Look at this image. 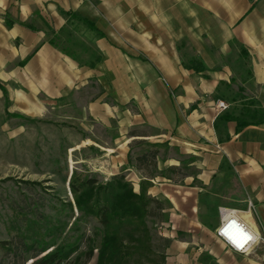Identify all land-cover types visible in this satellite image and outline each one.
<instances>
[{"label":"crops","instance_id":"0c3cea01","mask_svg":"<svg viewBox=\"0 0 264 264\" xmlns=\"http://www.w3.org/2000/svg\"><path fill=\"white\" fill-rule=\"evenodd\" d=\"M55 36H77L85 58ZM56 105L104 156L95 174L163 203L164 264H264L263 245L237 253L215 236L221 208L264 233V0H0V108ZM138 141L178 148L193 171L165 176L181 160L156 159L148 175L128 164Z\"/></svg>","mask_w":264,"mask_h":264},{"label":"rangeland","instance_id":"374dc122","mask_svg":"<svg viewBox=\"0 0 264 264\" xmlns=\"http://www.w3.org/2000/svg\"><path fill=\"white\" fill-rule=\"evenodd\" d=\"M56 42L68 52L85 58L79 54L81 45L77 36L65 41L61 36L56 37ZM64 114L68 112H63L61 105L36 116L5 113L0 108V242H13L21 236L30 246L27 250H16L10 244L0 249V264H31L32 253L42 243L72 245L80 251L88 243L94 247L100 245L102 231L97 220H84L80 216L69 184L76 175H96L103 181L111 177L95 174L96 163L107 165L104 156L93 144L79 143L85 136L79 120H69ZM156 145L147 141L131 145L128 164L137 155L157 150L159 161L177 158L182 162L177 172L161 166L160 174L180 178L193 171L187 166L190 158L180 154L178 148ZM149 171L158 172L155 166H150ZM162 219L160 216L149 223L154 230L153 248L158 252L166 245L158 235ZM96 255L95 249L89 264H95Z\"/></svg>","mask_w":264,"mask_h":264},{"label":"trees","instance_id":"16d2710c","mask_svg":"<svg viewBox=\"0 0 264 264\" xmlns=\"http://www.w3.org/2000/svg\"><path fill=\"white\" fill-rule=\"evenodd\" d=\"M66 16L72 22L96 30L89 20L77 12H67ZM50 43L62 52L70 53L60 47L56 36L50 39ZM242 56L247 58V54ZM243 126L244 123L237 119V128ZM157 155V150L144 152L137 155L134 162L138 168L153 176L149 168L155 166ZM170 169L175 170L174 167ZM69 187L80 216L84 220H97L102 231L100 245L94 247L88 243L80 251L72 245L42 243L32 253L31 264H89L95 249V264H164L163 254L153 248L154 230L149 224L151 219L163 216L164 207L161 201L146 193L145 187L142 186L139 192L134 191L124 173L114 175L106 181L100 180L96 175H76L72 177ZM69 206L72 207V204L69 203ZM14 240L1 241L0 249L10 244H14L16 250H27L30 247L21 236ZM73 254H76L75 257Z\"/></svg>","mask_w":264,"mask_h":264},{"label":"built area","instance_id":"2783aa9c","mask_svg":"<svg viewBox=\"0 0 264 264\" xmlns=\"http://www.w3.org/2000/svg\"><path fill=\"white\" fill-rule=\"evenodd\" d=\"M215 105L218 112L228 108V104L223 100H217ZM219 211L221 220L219 226L215 229V236L228 250L247 253L258 245L264 246V233L252 231L239 219L235 210L221 208Z\"/></svg>","mask_w":264,"mask_h":264}]
</instances>
